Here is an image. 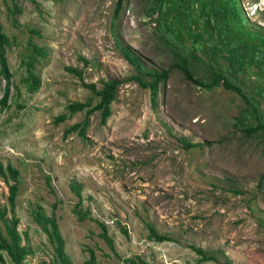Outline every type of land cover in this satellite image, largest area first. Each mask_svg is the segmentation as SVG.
<instances>
[{"label": "rangeland", "instance_id": "1", "mask_svg": "<svg viewBox=\"0 0 264 264\" xmlns=\"http://www.w3.org/2000/svg\"><path fill=\"white\" fill-rule=\"evenodd\" d=\"M239 1L249 23L264 28V0ZM117 3L0 0L13 74L8 106L0 105V161L20 171L14 216L22 245L33 251L26 264L49 262L54 253L32 219L38 205L55 213L72 264H87L90 250L98 264H264V141L235 127L246 104L223 86L207 91L172 70L154 105L150 89L132 79L120 45L151 69H169L157 15L149 0H124L116 17ZM32 54L41 83L35 93L23 63ZM226 56L214 59L227 68ZM110 80L121 81L112 115L105 123L101 113L91 115L86 139L66 135L87 115L56 121L68 106L99 101L84 84L99 90ZM238 83L264 111V73L246 66ZM5 86L0 73V100ZM74 183L82 187L80 204ZM0 204L8 205L1 177ZM78 209L89 217L80 220ZM148 224L170 241L151 240ZM195 248L216 260L204 261Z\"/></svg>", "mask_w": 264, "mask_h": 264}, {"label": "trees", "instance_id": "2", "mask_svg": "<svg viewBox=\"0 0 264 264\" xmlns=\"http://www.w3.org/2000/svg\"><path fill=\"white\" fill-rule=\"evenodd\" d=\"M124 0H118L116 17L120 13ZM150 14L157 15L156 21L162 42L167 46L172 64L169 69L156 70L149 68L129 48L120 45L124 59L131 65L135 76L132 77L143 88L150 89L154 105L159 95V88L165 84L172 70L180 71L184 77L196 86L213 91L220 86L238 94L246 108L237 118L235 127H242L249 136H259L264 141V111L260 109L258 101L238 83V75L246 66H255L264 73V28L249 23L243 13L239 0H149ZM14 11H18L15 7ZM201 25V26H200ZM215 42V44H212ZM9 36L4 33L0 23V73L6 81L5 92L0 100L3 108L8 106L11 96L13 74L9 68L7 49L11 47ZM34 52L42 54V50L34 46ZM222 52L227 53L224 58L228 63L225 68L214 59ZM28 73L27 83L29 91L35 93L40 88V79L35 74L34 56L23 60ZM69 72L82 78V73L75 68H66ZM121 81H103L101 89L96 84H84L97 98L98 103L74 102L68 106V113L61 115L56 121H65L68 115L86 111V119L71 126L66 135L78 133L86 139L89 118L95 113L102 114L105 123L112 115L111 106L117 98ZM0 177L8 186V205L0 204V263L7 264L1 252H5L13 264H26V258L33 253L30 247L22 245V237L18 230L19 219L14 216L20 186V171L11 163L6 167L0 161ZM74 193L82 201V187L74 183L71 185ZM79 219L89 217V210L78 209ZM11 214L10 218H7ZM33 221L48 235L53 246V256L49 262L42 264H72L66 252V242L60 231L55 213L47 215L45 209L38 205L32 211ZM3 223L5 232L1 228ZM102 229V238L114 250V242L108 236V229L103 222L97 220ZM149 238L158 243L170 241L167 235L160 234L148 224ZM128 235L127 230H122ZM195 251L204 261H214L213 255L200 248ZM133 264L135 262L131 261ZM87 264H98L96 254L90 250V260ZM147 264V263H143Z\"/></svg>", "mask_w": 264, "mask_h": 264}]
</instances>
